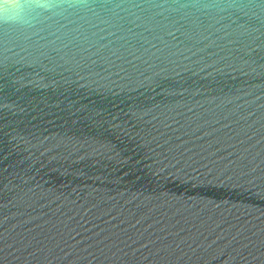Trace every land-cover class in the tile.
<instances>
[{
  "label": "water",
  "instance_id": "obj_1",
  "mask_svg": "<svg viewBox=\"0 0 264 264\" xmlns=\"http://www.w3.org/2000/svg\"><path fill=\"white\" fill-rule=\"evenodd\" d=\"M48 4L0 22V264H264V0Z\"/></svg>",
  "mask_w": 264,
  "mask_h": 264
},
{
  "label": "clouds",
  "instance_id": "obj_2",
  "mask_svg": "<svg viewBox=\"0 0 264 264\" xmlns=\"http://www.w3.org/2000/svg\"><path fill=\"white\" fill-rule=\"evenodd\" d=\"M48 6V0H15L3 14H0V22L26 26L32 22L35 9Z\"/></svg>",
  "mask_w": 264,
  "mask_h": 264
},
{
  "label": "snow or ice",
  "instance_id": "obj_3",
  "mask_svg": "<svg viewBox=\"0 0 264 264\" xmlns=\"http://www.w3.org/2000/svg\"><path fill=\"white\" fill-rule=\"evenodd\" d=\"M4 7H5V10H6V9L9 7V5L5 4V6H4Z\"/></svg>",
  "mask_w": 264,
  "mask_h": 264
}]
</instances>
